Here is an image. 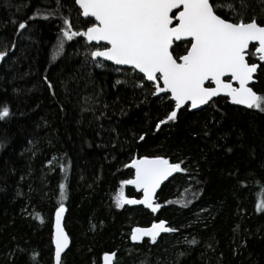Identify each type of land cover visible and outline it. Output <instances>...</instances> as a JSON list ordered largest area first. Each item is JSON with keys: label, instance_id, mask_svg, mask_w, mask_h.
<instances>
[{"label": "trees", "instance_id": "obj_1", "mask_svg": "<svg viewBox=\"0 0 264 264\" xmlns=\"http://www.w3.org/2000/svg\"><path fill=\"white\" fill-rule=\"evenodd\" d=\"M61 3L49 16L56 0H0V51L9 50L0 105L13 113L0 121V264H54L61 203L71 239L62 264H100L106 252L116 253V264H264V213L255 210L264 189V113L218 98L157 130L169 105L134 88L133 70L95 66L82 38L57 51L62 18L81 30L84 22L74 0ZM252 8L259 13L260 0ZM258 81L264 92V71ZM140 156L183 161L185 170L158 193L156 213L114 203L120 182L134 176L125 165ZM161 220L177 231L131 242L133 228Z\"/></svg>", "mask_w": 264, "mask_h": 264}, {"label": "snow or ice", "instance_id": "obj_2", "mask_svg": "<svg viewBox=\"0 0 264 264\" xmlns=\"http://www.w3.org/2000/svg\"><path fill=\"white\" fill-rule=\"evenodd\" d=\"M56 3L57 11L49 16L59 15L63 4ZM74 5L79 6L78 16L85 18L83 30L63 17L57 51L63 50L65 41L82 38L91 46L86 59L90 57L95 66L108 61L133 70L137 74L134 88L146 90L145 98L155 96L169 105L166 117L155 125L157 130L175 123L182 110L214 107L216 98L264 113V92L255 90L258 73L264 71V0L259 13L252 8V0H74ZM17 27L25 30L28 23L18 22ZM8 55L9 50L0 51V61ZM48 87L54 86L49 83ZM90 99L85 98V103ZM12 115L6 103L0 105V121ZM144 139L145 135L139 136ZM182 163L163 156L132 159L125 167L134 169L135 175L120 182L116 208L139 204L157 212L161 207L154 199L157 189L173 173L185 170ZM126 185H133L143 198L129 199ZM65 188L64 183L59 185L62 200L67 198ZM259 195L255 210L264 213V189ZM65 212L63 203L55 209V264H62V254L69 247L62 224ZM175 231L161 220L148 228H133L131 239L149 237L155 243L161 233ZM115 257V252L104 253L102 264H114Z\"/></svg>", "mask_w": 264, "mask_h": 264}, {"label": "water", "instance_id": "obj_3", "mask_svg": "<svg viewBox=\"0 0 264 264\" xmlns=\"http://www.w3.org/2000/svg\"><path fill=\"white\" fill-rule=\"evenodd\" d=\"M77 7H79L78 5H77ZM83 18V17H82ZM84 20H85V18H83ZM3 62L4 61H0V67H1V65L3 64ZM102 62H104V63H106V64H109V65H111V66H113V67H115V68H118V69H130L129 67H127V66H116V65H114V64H112L111 62H108V61H102ZM258 75H259V73H258ZM216 99H218V98H216ZM230 104V103H229ZM231 105V104H230ZM232 106H235V107H240V108H243V109H246V108H244V106H238V105H232ZM246 110H248V109H246ZM198 111H200V110H194V111H191V112H198ZM137 158V157H136ZM128 169H130V170H132L133 172H134V175H135V170L134 169H131V168H128ZM180 172H176V173H173L171 176H169L166 180H164L162 183H161V185H160V187L157 189V191H156V195H155V202L157 203V196H158V193L160 192V190L162 189V187L163 186H165L167 183H168V181L170 180H172L176 175H178ZM134 177V176H133ZM169 181V182H170ZM127 186V188H129V189H132L133 191H135V193H137V194H140L141 196L139 197V198H135V197H131V198H129V199H142L143 198V194H142V192H138L137 190H136V188L133 186V185H126ZM129 208H138V207H143L144 209H146V210H150V209H148V208H146L145 206H143V205H139V204H137V205H127ZM151 211V210H150ZM66 216H67V210H66V212L64 213V218H63V221H62V224H63V227H64V230H65V232L67 233V231H66V229H65V220H66ZM156 223H158V222H156ZM166 224H167V226H169L168 225V223L166 222ZM151 226V225H150ZM150 226H148V227H150ZM148 227H141V228H148ZM54 232H55V221H54ZM68 234V233H67ZM167 234H169V233H167V232H165V233H161L158 237H157V240L161 237V236H164V235H167ZM69 236V235H68ZM144 240H151L149 237H144L141 241H134L136 244H140V243H142ZM70 245H71V239H70V237H69V247L65 250V252L70 248ZM53 246H54V244H53ZM54 251H55V247H54ZM64 252V253H65ZM64 253L62 254V258H63V255H64ZM53 260H54V257H53ZM54 264H55V261H54Z\"/></svg>", "mask_w": 264, "mask_h": 264}, {"label": "flooded vegetation", "instance_id": "obj_4", "mask_svg": "<svg viewBox=\"0 0 264 264\" xmlns=\"http://www.w3.org/2000/svg\"><path fill=\"white\" fill-rule=\"evenodd\" d=\"M104 63V62H103ZM106 64V63H105ZM150 226V225H149ZM136 228V227H135ZM131 235V234H130ZM144 241H146V240H144ZM143 241V242H144ZM151 241V240H150ZM131 242L133 243V244H136L132 239H131ZM141 244V243H140ZM136 245H139V244H136ZM100 264H102V258H101V263ZM114 264H116V257H115V262H114Z\"/></svg>", "mask_w": 264, "mask_h": 264}, {"label": "rangeland", "instance_id": "obj_5", "mask_svg": "<svg viewBox=\"0 0 264 264\" xmlns=\"http://www.w3.org/2000/svg\"><path fill=\"white\" fill-rule=\"evenodd\" d=\"M126 196H127V194H125ZM128 197V196H127ZM128 198H131V197H128ZM125 206H127V205H125ZM158 211V210H157ZM156 213V212H155Z\"/></svg>", "mask_w": 264, "mask_h": 264}, {"label": "bare ground", "instance_id": "obj_6", "mask_svg": "<svg viewBox=\"0 0 264 264\" xmlns=\"http://www.w3.org/2000/svg\"><path fill=\"white\" fill-rule=\"evenodd\" d=\"M169 181H170V180H169ZM169 181H168V182H169Z\"/></svg>", "mask_w": 264, "mask_h": 264}]
</instances>
